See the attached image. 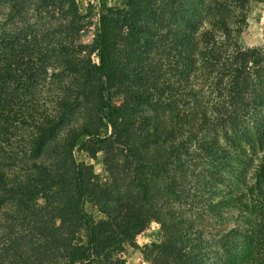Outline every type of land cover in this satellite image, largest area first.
Listing matches in <instances>:
<instances>
[{
  "label": "trees",
  "instance_id": "trees-1",
  "mask_svg": "<svg viewBox=\"0 0 264 264\" xmlns=\"http://www.w3.org/2000/svg\"><path fill=\"white\" fill-rule=\"evenodd\" d=\"M251 1L0 0V264H264Z\"/></svg>",
  "mask_w": 264,
  "mask_h": 264
},
{
  "label": "rangeland",
  "instance_id": "rangeland-1",
  "mask_svg": "<svg viewBox=\"0 0 264 264\" xmlns=\"http://www.w3.org/2000/svg\"><path fill=\"white\" fill-rule=\"evenodd\" d=\"M82 8L86 11L90 9L91 18L94 25L88 35L81 39V41L91 42L94 34L97 31L99 11L104 4L108 6H115L122 3L123 0H79ZM250 6V14L248 17L249 26L243 34V42L247 47H264V0H252ZM90 7V8H89ZM89 8V9H88ZM81 43V42H80ZM87 51V50H86ZM83 51V54H88ZM95 59V57H94ZM95 171L102 178H107L105 166L103 162V154H99L94 161ZM162 239L161 224L152 221L147 228L136 237L135 244L127 245L123 253L125 264H149L145 259L144 250L146 246L157 243Z\"/></svg>",
  "mask_w": 264,
  "mask_h": 264
}]
</instances>
